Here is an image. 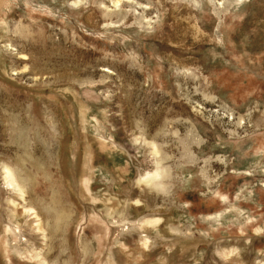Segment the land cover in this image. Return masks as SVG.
<instances>
[{"label":"rangeland","instance_id":"rangeland-1","mask_svg":"<svg viewBox=\"0 0 264 264\" xmlns=\"http://www.w3.org/2000/svg\"><path fill=\"white\" fill-rule=\"evenodd\" d=\"M0 264H264V0H0Z\"/></svg>","mask_w":264,"mask_h":264}]
</instances>
